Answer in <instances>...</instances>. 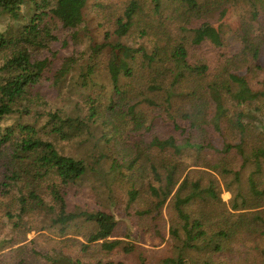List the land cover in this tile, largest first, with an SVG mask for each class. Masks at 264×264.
<instances>
[{"label": "trees", "instance_id": "1", "mask_svg": "<svg viewBox=\"0 0 264 264\" xmlns=\"http://www.w3.org/2000/svg\"><path fill=\"white\" fill-rule=\"evenodd\" d=\"M89 1L0 0L7 21L0 29V149H8L0 152V228L10 223L6 247L31 230L53 235L40 232L47 243L27 256L34 240L1 253L0 264H123L120 256L133 254L135 264H264V0H97L98 14L113 12L102 42L91 43L87 56L58 55L51 49L57 31L64 30L63 46L77 39ZM232 7L239 25L226 30ZM129 34L132 45L119 42ZM138 43L148 58L138 59ZM118 46L125 68H107V103L89 98L84 116L38 110L47 103L35 88L45 81L68 88L80 61L86 65L78 77L86 85L103 50ZM193 48L210 54L193 61ZM12 113L20 121L2 124ZM98 113L120 138L129 125L128 172L115 174L130 183L127 204L140 228L173 240L170 254L149 259L145 247L115 233L110 212L72 205L70 196L87 192V180L97 178L92 165L104 157L88 163L78 151ZM29 115L32 123L22 121ZM157 119L169 121L168 129ZM57 141L76 142L80 154L59 151ZM222 188L230 193L227 202Z\"/></svg>", "mask_w": 264, "mask_h": 264}, {"label": "rangeland", "instance_id": "2", "mask_svg": "<svg viewBox=\"0 0 264 264\" xmlns=\"http://www.w3.org/2000/svg\"><path fill=\"white\" fill-rule=\"evenodd\" d=\"M95 2H97V0H90L87 4V7L84 11L85 22L78 32L77 39L71 40L69 39V37H67V39H69V43L68 45L63 46L61 39L66 37V35L64 33V30L57 31L59 40L52 44L51 49L57 51L58 55H70L72 53L79 55L80 53H84L87 56L91 43L102 42L103 31L108 24L107 16H111L113 12L104 15L105 11H107L105 10L103 13L98 14L97 8L94 6ZM119 5L120 4L117 3V6L112 9H117ZM6 22L7 21L5 20V18L0 17V29L5 28ZM223 23V28H225L226 30L228 28L231 30H235L238 27L239 15L233 7L229 9V13L225 16ZM114 40L116 41L114 37L110 39V41L112 42ZM119 42H121L122 44L132 45L134 43V38L131 34H129L128 36L121 38ZM231 42L232 44L230 45V49L232 51L235 49L236 42H234L233 40H231ZM136 47L139 49L138 59H141V55L146 58L149 57L150 54L148 53L147 47L144 45V43H138L136 44ZM194 50L195 48L192 49V51L194 52V54H192L193 61H196L199 57L201 58L208 51V49L205 48H201L197 51ZM208 53L210 54L209 51ZM96 64V71L94 72L91 78L87 79L86 85H81L80 82L82 81L78 77L79 71L82 70L83 67L86 65L84 61H80V67H77L76 69L72 70L71 73L68 75L66 79V83H70L68 88L66 86L61 90H57L51 86L49 81H45L40 84L37 88H35V91H37L43 97L47 104L45 107L39 106L38 110L42 111L44 108H62L66 112L73 111L75 114H80L81 116H84L87 113V108L90 101L89 98H93L94 100L96 99L101 106L107 103L109 101L108 97L111 94L112 87L109 81L107 68L115 67L122 70L125 68L123 48L119 46L111 48L109 50L105 48L103 50V53H101V55L99 56V59ZM71 75L74 77L70 78L69 76ZM257 77L258 76H256L255 79ZM262 78L263 75H260L257 80H254L255 82L253 81V83H255V85L259 84ZM121 81L123 82L124 78H121ZM76 105H78L79 107L77 110H75ZM142 106L144 105H141L136 109H141ZM145 108L147 109V112H152L151 108H148L147 106H145ZM162 116L166 117L165 115ZM103 120L104 119L102 117V114L98 113V116L95 117L94 123L90 122V132L85 133L86 138L83 147L81 149H78V151H81L85 154V160L88 163H91L93 160H95L98 154H104V157L101 158L97 162V164L92 165L95 171L97 170V178L96 176H91V178L87 180V192L81 196H78L77 194L71 195L70 201L75 207H81L89 210L104 209L110 212L117 222V228L115 233L122 238H124V236H127V238H124L125 240H134L141 247H145L146 250L143 251L149 256V259L153 260L156 259L158 256L170 254V252L173 251L171 247L173 245V240L168 239L161 241L158 235H155L153 234V232L150 231H143L140 228V226L137 224V217L135 216V213L133 214V206H129V204H127V190L130 187V183L127 180L126 176L121 177L115 174V172L118 171H121L123 173L128 172L126 164L131 157L128 154V150L134 143V136H131L129 132V125H125L126 129L121 132L122 136L120 138V135H116L115 131H113L111 127L107 126L103 122ZM18 121H20V119L18 118V114L12 113L6 116L1 123L5 124L6 126L14 125ZM22 121H24L25 123H32L34 121V117L29 115L27 118L24 116L22 118ZM122 122L123 124H128L125 123V121ZM148 122L149 120L146 119L145 123L147 124ZM168 123L169 121L164 122L161 119H157V125L159 127L168 129ZM181 123L183 124L182 121ZM214 134V144L220 146V137L217 133ZM177 136L180 137L178 132ZM55 145L59 149V151L60 149H65V151H69L70 154H80L75 148L76 142L68 144L64 143L63 141H57L55 142ZM6 147L7 145L2 147L0 149V152L4 150L5 152L8 151ZM91 185H100V189L98 188V190H93L91 189ZM220 196L222 200L227 202L230 198V193L222 188ZM6 200H11V196H9L8 193H5V201ZM163 212L166 218L165 238L167 239L169 238V223L165 210H163ZM25 218L26 217H24V219ZM6 225L8 227L10 223L6 222ZM7 227L0 228V254L10 251L9 249L15 246L23 245V243L25 242L28 243V241L34 240L35 242L29 244L27 246V249L24 250V254L25 256H27L31 247L40 249L41 246L38 244V242L40 244L47 243V241H45V239H43L42 237H37L40 232H43L48 236H53L51 233L45 232V230H31L23 234V236L20 234L19 238H24V241L17 243L11 247H6L5 245L10 244V240H8L9 232ZM136 256V254H133L130 257L120 256V258L123 259V264H135L137 262ZM6 258L9 259L11 257L7 255L6 257H4V259ZM39 261L40 264H46L42 263L41 260Z\"/></svg>", "mask_w": 264, "mask_h": 264}]
</instances>
